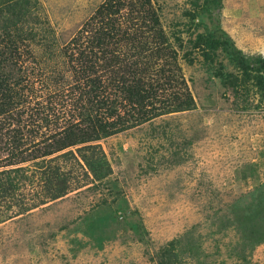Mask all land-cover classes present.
I'll return each instance as SVG.
<instances>
[{"label": "rangeland", "instance_id": "1", "mask_svg": "<svg viewBox=\"0 0 264 264\" xmlns=\"http://www.w3.org/2000/svg\"><path fill=\"white\" fill-rule=\"evenodd\" d=\"M104 1L0 0V29L18 41L11 82L18 104L9 116H20L27 141L70 121L77 82L64 48ZM207 1L150 0L193 109L93 142L110 165L103 180L72 157L49 162L70 185L53 201H44L34 163L41 159L0 168L23 167L28 178L0 199V264H264V73L261 80L253 61L264 58V0ZM199 36H213L219 48ZM155 54H148L152 79L163 62ZM130 61L102 79L137 68Z\"/></svg>", "mask_w": 264, "mask_h": 264}, {"label": "trees", "instance_id": "2", "mask_svg": "<svg viewBox=\"0 0 264 264\" xmlns=\"http://www.w3.org/2000/svg\"><path fill=\"white\" fill-rule=\"evenodd\" d=\"M207 3L219 6L220 0H209ZM6 30L5 26L0 29V139H4L3 147L7 149V157L5 162L0 160V168L41 159L34 163L38 170L41 169L39 174L44 201L59 199L70 190L68 174L58 166L48 167L46 164L49 162L72 157L75 162H82L83 168L95 180H103L109 175L110 165L100 150L94 152L96 147L91 145L93 142L126 130L134 124L164 114L191 110L195 106L178 68L177 51L162 30L150 0H105L64 48V54L71 51L68 62L73 65L75 81L81 83L76 84L71 93L74 111L70 121L55 134L31 143L19 129L20 116H9L18 104L15 102L14 84H11L12 71L17 70V58L13 54L18 52V41L11 39ZM32 38L33 33L30 32ZM124 41L128 42V50L122 53L121 44ZM198 41L211 46L213 51L220 45L213 36L210 39L199 36ZM73 51L75 54H71ZM152 51H155L156 59L163 61L156 73L157 78L153 79L150 63L153 60L148 55ZM204 55H208L207 52ZM127 60H133L130 62H134L137 68L113 73ZM253 61L258 65L262 80L264 58L256 57ZM111 70L112 73L102 79L103 73ZM117 97L125 102L123 108L126 116L118 115ZM10 125H17L18 128L9 129ZM71 148H75V151L62 153ZM58 153L62 154L45 160ZM24 173L23 167L0 171V199L12 198L19 183L28 179ZM24 210L20 208L21 212Z\"/></svg>", "mask_w": 264, "mask_h": 264}]
</instances>
